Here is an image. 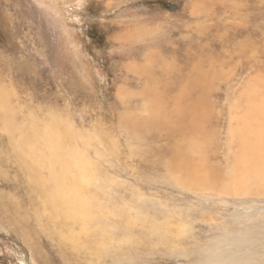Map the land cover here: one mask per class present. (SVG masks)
Wrapping results in <instances>:
<instances>
[{"label": "rangeland", "instance_id": "obj_1", "mask_svg": "<svg viewBox=\"0 0 264 264\" xmlns=\"http://www.w3.org/2000/svg\"><path fill=\"white\" fill-rule=\"evenodd\" d=\"M198 59L206 90L179 104L173 77L198 86ZM0 98L13 112L0 118V264L115 260L80 224L49 218L8 143L10 124L37 127L53 156L91 158L87 173L135 259L118 264H264V167L250 156L238 168L228 152L239 127L264 123V0H0ZM176 111L205 149L202 174L169 168Z\"/></svg>", "mask_w": 264, "mask_h": 264}, {"label": "bare ground", "instance_id": "obj_2", "mask_svg": "<svg viewBox=\"0 0 264 264\" xmlns=\"http://www.w3.org/2000/svg\"><path fill=\"white\" fill-rule=\"evenodd\" d=\"M198 61L199 62L195 60V62L198 63V65L197 67L194 66V70H193L196 71V73H198L200 76V83L198 84V86H196L195 84L193 86H190L189 88L185 86V82L187 83L191 77V75L187 73L179 74L173 77L177 79L176 84H179L180 87V91L178 90L179 93L177 94L178 97H175L174 99L179 104H181L180 98L187 96V94L192 93L195 95L200 91L206 90L204 84V80L206 79L204 76H202L203 71H199L201 70L200 67L203 68V64L200 59H198ZM196 79L198 78L196 77ZM193 87L194 90H190ZM168 90L173 91L170 90L169 88ZM0 103L2 104V107L0 109V118L6 121H12L11 113L13 112H9V114L3 113V111L8 109V107H4L5 102L3 101L2 98H0ZM184 111L186 110L184 109L183 112ZM161 116L163 118V114H161ZM199 117L200 116L195 113L192 117V120H194L193 122H198ZM188 121L190 120L188 119L187 112L183 114L176 111L173 113L172 121L166 127V131L168 132L167 138L170 141V146H169L170 148L168 150L170 151L169 153L171 154V158H172V162H170L169 168L175 170L178 169L180 166L183 167L191 166L194 172H196L197 174L198 173L202 174L203 170L204 171L207 170L206 159L204 158L205 155L203 151L205 149L203 148V145L200 143L199 136H198L199 137L198 141L195 142L194 140L193 141L191 140L193 134L191 136L190 129L187 128ZM263 124H264L263 122H259V124H243L242 127H239L237 136L232 135L230 137L231 142L228 147V152L230 155H233L234 159L238 162L237 163L238 168L248 167V165L251 162L250 156H253L254 160L257 161L256 165L259 168L264 167V129L260 128V126H262ZM15 128L13 124L6 125L5 130L9 134L8 143H10L18 159L21 160L22 162V170H25L24 171L25 177L28 178L30 189L36 193L35 194L33 192L34 196H36V198L42 200L45 203V206H43V208H46V212H49L48 214L49 218L53 221L55 219H59V220L61 219L65 222V224H69L70 227L72 228H76L77 227L76 225L80 224L82 226L81 230L89 234L88 236L89 239L97 240L93 244L98 246V248L100 249L99 252L102 253V257H108L110 256L111 252H114L115 254L114 264H118L124 261H128L129 263H131L132 261H134L135 260L134 257L129 255L130 253L128 254L127 253L128 251L124 249L125 250L124 252L122 250L124 244H126L125 243L126 239L124 240L121 239L120 235H118V237L116 236L118 233H120L121 227L119 226V224L115 225L110 223L108 216L105 212V207H104L105 193L103 191V188L98 184L99 181L93 174L87 173L88 172L87 169H89L87 165H89V160L91 158L88 157L89 160H87L84 159V157L80 158L73 155H59V154L53 156L51 155L50 152H44V150L50 149L51 151H53L54 154H56V152L58 151V147L53 142L47 140H46L47 143L46 145L43 142V138L41 136V133H39L37 127H33L32 129L34 133L33 135H31L30 130L27 131L25 128H18V129ZM194 129L198 131L197 126L194 127ZM257 129H258V133H257ZM176 132L177 133L180 132L181 136H183L184 141L186 143V144H184L183 142H182L183 144L181 143L182 144L181 150H178L177 144L175 143V136L177 135ZM194 135H198V134H194ZM252 135L253 137H251ZM39 143L43 145V149L42 147L38 146ZM35 144L36 147H34ZM182 146H184V148H182ZM72 147L74 146L72 145ZM38 148L42 150L39 151ZM202 159H204V162L201 161ZM201 162L205 164L206 168L201 167ZM260 170L261 169H259V171ZM187 171L188 174L191 175L190 171L189 170ZM14 185L15 184H11V187H13ZM110 216H114V215H110ZM118 222L121 223L120 221ZM92 224H93V229L91 227ZM74 230L75 229H71V232H73ZM76 230L77 232L79 231L78 229ZM130 230H133V227H130ZM62 237L63 239H65V242H68L69 239L66 235H62ZM62 243L64 242L62 241ZM109 244H112V247H110ZM84 253L87 255L86 257L90 258L87 250H84ZM90 262L91 261H89L88 264ZM102 264H107V263L103 262Z\"/></svg>", "mask_w": 264, "mask_h": 264}]
</instances>
